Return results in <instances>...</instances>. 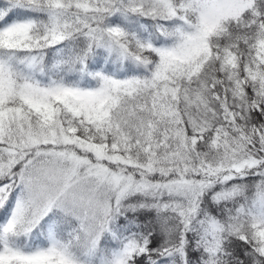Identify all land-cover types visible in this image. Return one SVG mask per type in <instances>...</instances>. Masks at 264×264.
<instances>
[{
	"label": "snow or ice",
	"instance_id": "1",
	"mask_svg": "<svg viewBox=\"0 0 264 264\" xmlns=\"http://www.w3.org/2000/svg\"><path fill=\"white\" fill-rule=\"evenodd\" d=\"M0 264H264V0H0Z\"/></svg>",
	"mask_w": 264,
	"mask_h": 264
}]
</instances>
